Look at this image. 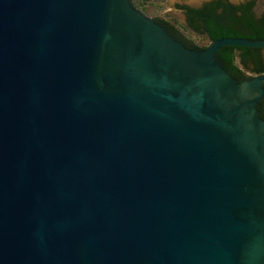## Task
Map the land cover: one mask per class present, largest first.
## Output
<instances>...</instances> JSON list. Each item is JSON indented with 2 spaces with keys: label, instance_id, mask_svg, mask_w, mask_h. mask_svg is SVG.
<instances>
[{
  "label": "water",
  "instance_id": "95a60500",
  "mask_svg": "<svg viewBox=\"0 0 264 264\" xmlns=\"http://www.w3.org/2000/svg\"><path fill=\"white\" fill-rule=\"evenodd\" d=\"M133 0H0V264H264V73Z\"/></svg>",
  "mask_w": 264,
  "mask_h": 264
},
{
  "label": "flooded vegetation",
  "instance_id": "af4514ba",
  "mask_svg": "<svg viewBox=\"0 0 264 264\" xmlns=\"http://www.w3.org/2000/svg\"><path fill=\"white\" fill-rule=\"evenodd\" d=\"M167 3L170 6V12L157 17V21L167 29L170 35L190 48L204 49L213 40L206 28L208 11H213L215 15L212 23L213 29L230 27L244 38L249 39L247 36L259 35L260 30L264 28V0H239L237 2L232 0H175L173 3L167 0ZM196 11L200 12L199 17H196ZM248 21H251L250 27L247 25ZM163 23H169V26ZM193 26H197L199 31ZM240 55L241 52L236 53L237 61H240ZM245 58V67H241L239 74H229L224 69L238 82L259 75L255 73V70L264 67V48L252 49Z\"/></svg>",
  "mask_w": 264,
  "mask_h": 264
},
{
  "label": "trees",
  "instance_id": "16d2710c",
  "mask_svg": "<svg viewBox=\"0 0 264 264\" xmlns=\"http://www.w3.org/2000/svg\"><path fill=\"white\" fill-rule=\"evenodd\" d=\"M164 0H133L134 5L138 8L142 13L147 16H152L155 13H158L159 10L163 8ZM196 17L200 16V12H195ZM215 18L213 11H208L206 14L207 25L206 28L208 32L211 34L213 40H217L220 38H244L240 35L235 29L230 27L225 28H212L213 19ZM169 26V23H163ZM248 27L251 26V21L247 22ZM264 25V19H263ZM193 28L199 31L197 26H193ZM251 40L264 39V28L260 30L259 35L247 36ZM202 50V49H201ZM250 48H242V47H222L220 48L215 57L220 65L229 73V74H239L241 72V67H245V57L246 54L251 51ZM241 52L240 61H237L236 53ZM256 74L264 73V67H260L255 70Z\"/></svg>",
  "mask_w": 264,
  "mask_h": 264
},
{
  "label": "rangeland",
  "instance_id": "374dc122",
  "mask_svg": "<svg viewBox=\"0 0 264 264\" xmlns=\"http://www.w3.org/2000/svg\"><path fill=\"white\" fill-rule=\"evenodd\" d=\"M170 1V3H173L175 0H169ZM232 1H234V2H237V1H239V0H232ZM162 6H163V8L161 9V10H159V12L158 13H155V14H153L152 16H149V17H155V18H157V17H162V16H164L165 14H168L169 12H170V6H169V4L167 3V0H164V2H163V4H162ZM172 9V8H171ZM146 15V14H145ZM167 18V17H166ZM167 19H169L170 20V18H167Z\"/></svg>",
  "mask_w": 264,
  "mask_h": 264
}]
</instances>
